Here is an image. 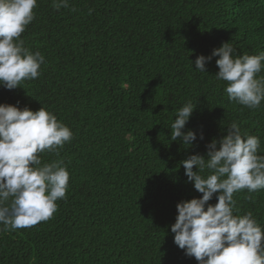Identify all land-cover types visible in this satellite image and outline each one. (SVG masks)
I'll use <instances>...</instances> for the list:
<instances>
[{
    "label": "trees",
    "instance_id": "trees-1",
    "mask_svg": "<svg viewBox=\"0 0 264 264\" xmlns=\"http://www.w3.org/2000/svg\"><path fill=\"white\" fill-rule=\"evenodd\" d=\"M33 11L21 39L45 57L41 75L0 87V104L44 107L71 129L58 156L40 154L62 159L70 179L51 219L0 232V264H198L170 230L176 205L202 196L180 162L206 157L232 122L259 137L264 155V101L255 110L230 102L214 78L218 57L205 74L195 59L225 42L236 55L264 51V0H69L59 11L37 0ZM189 100L182 133L197 139L186 147L170 135ZM233 199L234 214L251 211L264 228V189Z\"/></svg>",
    "mask_w": 264,
    "mask_h": 264
},
{
    "label": "clouds",
    "instance_id": "clouds-1",
    "mask_svg": "<svg viewBox=\"0 0 264 264\" xmlns=\"http://www.w3.org/2000/svg\"><path fill=\"white\" fill-rule=\"evenodd\" d=\"M36 7L37 0H0V87L7 90L41 75L45 57L25 47L21 39ZM52 7L67 8L69 0H52ZM213 57H218L214 78L226 82L229 101L259 109L264 101V76L259 75L264 71V51L236 55L233 45L225 42L211 56H198L195 70L205 74ZM195 106L189 100L176 112L171 141L180 138L187 147L197 139L193 131L182 133ZM227 129L219 142L212 140L206 146V157L195 154L180 162L187 181L202 196L176 205L178 215L170 230L174 244L198 264H264V228L251 211L234 214L238 210L233 199L244 189L249 193L264 189L260 140L241 134L237 122ZM73 138L71 129L44 107L33 112L0 104V232L32 227L53 217L56 202L66 198L70 175L62 159L42 163L40 154L58 156ZM199 138L203 140V135ZM206 171L208 175H202ZM214 194L217 202L212 205L208 202Z\"/></svg>",
    "mask_w": 264,
    "mask_h": 264
}]
</instances>
